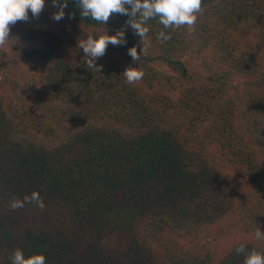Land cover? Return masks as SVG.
<instances>
[{
	"label": "trees",
	"instance_id": "obj_1",
	"mask_svg": "<svg viewBox=\"0 0 264 264\" xmlns=\"http://www.w3.org/2000/svg\"><path fill=\"white\" fill-rule=\"evenodd\" d=\"M202 9L191 35L151 19L142 41L129 16L102 25L75 0L61 23L45 0L38 18L10 25L9 51L0 48V264L17 248L46 264H244L240 245L264 253L255 238L257 226L264 232V62L242 42L246 29L264 36V0H203ZM119 30L126 45H109L100 70L88 68L71 33ZM192 44L202 69L184 57ZM132 47L146 49L135 63ZM119 55L141 81L126 82ZM241 86L244 111L232 101ZM28 91L55 103L52 117L12 104L10 93ZM34 191L43 210H10Z\"/></svg>",
	"mask_w": 264,
	"mask_h": 264
},
{
	"label": "clouds",
	"instance_id": "obj_2",
	"mask_svg": "<svg viewBox=\"0 0 264 264\" xmlns=\"http://www.w3.org/2000/svg\"><path fill=\"white\" fill-rule=\"evenodd\" d=\"M52 6L58 10L53 14L52 19L59 22L65 18L64 8L67 7V0H51ZM76 6L80 9V16L90 18L102 25H105L114 14L127 15L130 19L127 24L135 31V34L144 40L147 37L149 28L145 26L147 21L158 19L164 29H179L186 27L191 35L195 30L198 15L202 13L203 0H75ZM125 5L130 6V10ZM45 7V0H0V48H3L9 41L10 25L18 21L27 22L29 12L33 18H38ZM69 18L71 14H69ZM162 42L171 39L170 34L161 31L157 36ZM125 32L119 30L115 35H100L98 38L88 36L81 40L78 47L83 50L85 64L88 68L99 71L96 60L104 56L109 45L125 46ZM146 53V49L141 48L137 52L136 47L128 49L127 54L135 63L140 60L141 53ZM126 82L134 84L141 81L144 72L137 68L128 67L123 72ZM26 203L34 204L43 210L45 204L38 192H32L30 196H25L23 200H13L9 204L12 211H16L25 206ZM257 240H264V232L257 226L255 231ZM236 254H245L244 264H264V253L252 250L247 251L244 245L236 249ZM11 264H46V257L36 254L25 257L21 249L14 250L10 257Z\"/></svg>",
	"mask_w": 264,
	"mask_h": 264
},
{
	"label": "rangeland",
	"instance_id": "obj_3",
	"mask_svg": "<svg viewBox=\"0 0 264 264\" xmlns=\"http://www.w3.org/2000/svg\"><path fill=\"white\" fill-rule=\"evenodd\" d=\"M54 13H52L51 18L53 16ZM57 22V21H55ZM61 23V20L59 21ZM57 22V23H59ZM71 35L73 37H75V39L80 42L81 40H84L86 38H83L79 35H77V33L72 32ZM242 42L244 43V45L248 46L249 48H251L252 52L261 60L264 62V36L257 30H253V29H246L243 31L242 34ZM3 49H5V53H7L9 51V48L5 45L3 47ZM197 46L195 44H192L189 48V51L184 54L185 58H188L192 64L200 67L202 69L203 64L202 61L198 58V53H197ZM102 62H104L106 60V56L104 54L103 57L99 58ZM117 65L119 67H121L122 72L125 71L126 68L128 67H132V64L128 61L125 60L124 56L119 55L118 61H117ZM202 66V67H201ZM154 70L158 69V70H162V67H158V66H154L153 67ZM164 70V68H163ZM139 85V84H138ZM4 88V87H2ZM36 91H28V94H21V93H16V94H12L10 93L11 96V100H12V104L17 106L18 108L19 103H21V101H23V105L26 106V108L28 109V111H30L31 113H35L38 114L37 117L42 118V116L44 118L46 117H52L53 114V109L52 106L55 105V103H52L51 101L48 103H44L42 100H40L37 96H35ZM9 93V91H8ZM237 95L236 97L232 98L233 101V106L234 107H239V105H243L241 107H239V110H243L244 111V102L245 99L247 97V90L241 86L238 90H237ZM174 97L178 96L179 93L176 92L174 94ZM35 96V97H34ZM21 100V101H20ZM56 111V109H55ZM245 119L241 120V127L244 126L245 124ZM243 128V127H242ZM244 129V128H243ZM199 132V131H197ZM217 237H220L219 234H217Z\"/></svg>",
	"mask_w": 264,
	"mask_h": 264
}]
</instances>
